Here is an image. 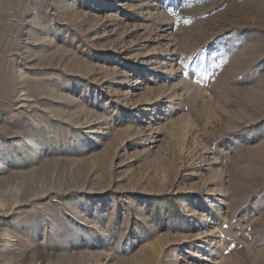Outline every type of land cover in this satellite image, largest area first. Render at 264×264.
I'll list each match as a JSON object with an SVG mask.
<instances>
[{
	"label": "rangeland",
	"instance_id": "rangeland-1",
	"mask_svg": "<svg viewBox=\"0 0 264 264\" xmlns=\"http://www.w3.org/2000/svg\"><path fill=\"white\" fill-rule=\"evenodd\" d=\"M0 264H264V0H0Z\"/></svg>",
	"mask_w": 264,
	"mask_h": 264
}]
</instances>
